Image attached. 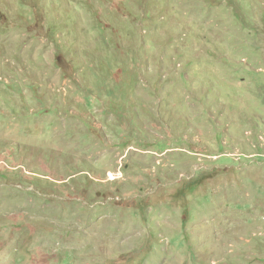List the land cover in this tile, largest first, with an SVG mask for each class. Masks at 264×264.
Returning <instances> with one entry per match:
<instances>
[{"label": "rangeland", "instance_id": "374dc122", "mask_svg": "<svg viewBox=\"0 0 264 264\" xmlns=\"http://www.w3.org/2000/svg\"><path fill=\"white\" fill-rule=\"evenodd\" d=\"M0 264H264V0H0Z\"/></svg>", "mask_w": 264, "mask_h": 264}]
</instances>
